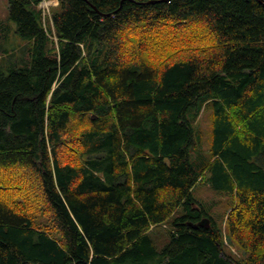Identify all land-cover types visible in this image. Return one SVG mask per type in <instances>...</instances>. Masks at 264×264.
I'll list each match as a JSON object with an SVG mask.
<instances>
[{"label": "trees", "instance_id": "1", "mask_svg": "<svg viewBox=\"0 0 264 264\" xmlns=\"http://www.w3.org/2000/svg\"><path fill=\"white\" fill-rule=\"evenodd\" d=\"M43 1L9 0L0 264H264V0Z\"/></svg>", "mask_w": 264, "mask_h": 264}, {"label": "rangeland", "instance_id": "2", "mask_svg": "<svg viewBox=\"0 0 264 264\" xmlns=\"http://www.w3.org/2000/svg\"><path fill=\"white\" fill-rule=\"evenodd\" d=\"M58 3L53 0H44L42 7L46 10L48 16H51L50 7ZM9 0H0V73L8 74L10 67L19 61V58L26 57L28 42L21 37L16 31V24L9 19ZM8 49V52L6 51ZM22 60V59H21ZM213 120L214 115L212 109H207L203 112L196 127L198 126L205 133L206 146L212 142L213 135ZM194 196L199 203V207H204L210 215L214 217L218 224L225 227L224 217L228 212V208L232 202L227 196L222 195L209 182H198L193 189ZM182 213V208H179L176 215ZM175 215V216H176ZM172 216L164 225H158L155 231L152 232L154 237L158 238L160 243H164L168 238L169 230L173 229ZM227 250L238 253V248L227 247Z\"/></svg>", "mask_w": 264, "mask_h": 264}, {"label": "water", "instance_id": "3", "mask_svg": "<svg viewBox=\"0 0 264 264\" xmlns=\"http://www.w3.org/2000/svg\"><path fill=\"white\" fill-rule=\"evenodd\" d=\"M198 224L204 225V226H208L210 225V219L208 217H204L203 219H201ZM196 224V225H198Z\"/></svg>", "mask_w": 264, "mask_h": 264}, {"label": "bare ground", "instance_id": "4", "mask_svg": "<svg viewBox=\"0 0 264 264\" xmlns=\"http://www.w3.org/2000/svg\"><path fill=\"white\" fill-rule=\"evenodd\" d=\"M53 1L57 2L58 0H53Z\"/></svg>", "mask_w": 264, "mask_h": 264}]
</instances>
